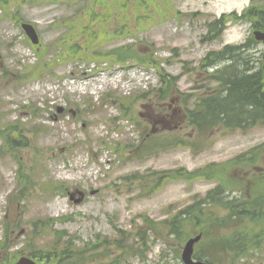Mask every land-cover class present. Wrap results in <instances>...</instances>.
I'll use <instances>...</instances> for the list:
<instances>
[{
  "label": "rangeland",
  "instance_id": "1",
  "mask_svg": "<svg viewBox=\"0 0 264 264\" xmlns=\"http://www.w3.org/2000/svg\"><path fill=\"white\" fill-rule=\"evenodd\" d=\"M256 3L264 6V0ZM249 4V0L0 3V68L16 73L39 64L27 72L29 78L41 76L8 82L0 77V245H9L8 252L0 248V264L4 260L12 264L10 257L17 260L18 250L53 256L43 264H183L182 230L168 232L158 223L195 206L216 187L226 193L239 189L232 181L239 174L231 175L230 162L240 156L259 159L264 150V116L251 128L230 130L232 119L210 135L197 136L179 108L181 98L192 104L213 95L211 72L201 69V63L220 68L242 56L239 70L243 63L255 71L260 68L262 44L235 49L230 60H214L224 48L229 47V53L252 36L249 21L228 16ZM23 21L37 29L39 57L24 42L17 26ZM221 23L226 28L216 32L212 25ZM128 46L131 53L118 50ZM151 52L164 60L163 74L178 77L174 89L171 82L163 88L170 94L165 109L160 108L163 114L156 109L157 97L135 98L149 85L154 87V71L146 66ZM107 55L114 59H104ZM76 60L101 68L105 62L124 67L118 72L122 86L108 87L98 96L91 91L80 94L76 89L94 82L95 76ZM128 66L142 68L127 70ZM108 68L112 67L99 71L110 72ZM127 82L134 84H123ZM34 108L40 110L38 118L31 114ZM41 121L45 131L35 135ZM198 142L197 148H188ZM145 143L147 151L141 153ZM258 166L264 167V162ZM180 170L186 180L172 178ZM17 190L23 194L16 197ZM79 191L84 198L76 202L75 194L71 200L69 195ZM223 191L213 197L209 226L204 208L201 219L192 217L194 225L184 230L185 235L190 229L204 235L195 255L208 264H264V194L260 199L250 192L246 201L241 200L243 191L240 198ZM257 203L262 204L255 208ZM68 240L72 246L59 245Z\"/></svg>",
  "mask_w": 264,
  "mask_h": 264
},
{
  "label": "trees",
  "instance_id": "2",
  "mask_svg": "<svg viewBox=\"0 0 264 264\" xmlns=\"http://www.w3.org/2000/svg\"><path fill=\"white\" fill-rule=\"evenodd\" d=\"M255 0H251V2H254ZM243 20L249 21L252 24L253 30H260L264 31V6L258 7L255 5H252L250 8L245 10L241 17ZM214 28H216V32L220 31L224 25H212ZM253 43L252 39H249L247 43L243 46L230 49V52L227 53L229 47L224 48L220 53L216 54V58H214L215 61L223 60V58L228 57L230 58V55L233 54V52L236 50H240L241 48H249L252 47L250 44ZM255 45V43H254ZM122 52L125 53H131L132 49L130 47L126 49H121ZM240 53H238L239 55ZM244 56L248 57L249 53H243ZM228 55V56H227ZM240 58H243L242 56H238L235 60H230L231 63L228 66H224L223 68H220L212 73L210 79L217 83L216 90L218 95L215 97V106L213 107V104L210 105L212 102L211 99L209 100H203L202 101V108L203 111L201 114V120L197 123V127L201 131H206L210 127H212L213 123L215 122L216 125L225 123H228V120H230V116L239 115L243 116L245 118V122L251 124L253 120L256 119H262L264 116V66L263 63H261L260 68L255 71V69H250V67L246 68L243 63V70H239L237 67V62ZM152 59L151 56L148 57L147 61L151 62ZM151 64V63H150ZM152 64H156V61ZM161 81L164 84V87L166 89L169 88V78L165 75H162ZM221 93V95H220ZM168 92L164 91L163 89L159 90V97L161 100L167 98ZM249 156H241L234 160L233 164L234 166H238L240 168H245L246 166L254 163L256 161V157L252 156L250 159H248ZM232 175V174H231ZM240 177L238 179L232 178L233 182H236V185H242V182L240 181ZM251 188L253 192L258 194V197L261 199L263 198L261 193L264 192V177L254 179L251 182ZM223 191V188L219 187L217 190L212 191L208 195L209 198L212 199L214 196H217L219 193ZM207 200V201H208ZM247 201V200H246ZM202 202H199L196 204V206H191L186 208L184 211L178 212L175 216H172L171 218H168L162 222L158 223V226L163 227L166 226L167 228H164L165 231L168 230V232H172L176 229V232L178 230H182V238L185 237L184 230L188 226H193L195 221L201 219L204 208L201 206ZM262 203H257L255 208L259 207ZM247 203L244 204L246 207ZM254 205V204H253ZM252 205V206H253ZM240 208V207H237ZM207 209V208H206ZM209 211V209H207ZM208 223H205L206 226H209V224L212 222V215L208 213ZM194 218L191 219V218ZM194 230V229H193ZM208 231V229H207ZM172 235V234H168ZM139 236V234H138ZM184 236V237H183ZM141 239L143 237L139 236ZM66 247H70V245H67ZM221 247H224L223 245ZM220 247V248H221ZM124 250V248L120 249ZM134 250L132 247L129 249ZM127 250L123 251L126 252ZM85 253V252H84ZM134 253V252H133Z\"/></svg>",
  "mask_w": 264,
  "mask_h": 264
},
{
  "label": "water",
  "instance_id": "3",
  "mask_svg": "<svg viewBox=\"0 0 264 264\" xmlns=\"http://www.w3.org/2000/svg\"><path fill=\"white\" fill-rule=\"evenodd\" d=\"M24 30L28 34V36L33 40L34 43H37V37L35 35V32L31 26L24 25L23 26ZM255 38L258 41H262L264 43V33H255ZM200 239V237H196L195 239H191L187 242L183 254H182V259L186 264H202V263H193L191 261V255H192V249L193 245ZM17 264H35L29 259L26 258H21Z\"/></svg>",
  "mask_w": 264,
  "mask_h": 264
},
{
  "label": "bare ground",
  "instance_id": "4",
  "mask_svg": "<svg viewBox=\"0 0 264 264\" xmlns=\"http://www.w3.org/2000/svg\"><path fill=\"white\" fill-rule=\"evenodd\" d=\"M231 63V61L229 62V64Z\"/></svg>",
  "mask_w": 264,
  "mask_h": 264
}]
</instances>
